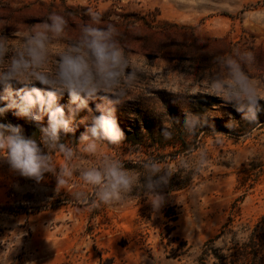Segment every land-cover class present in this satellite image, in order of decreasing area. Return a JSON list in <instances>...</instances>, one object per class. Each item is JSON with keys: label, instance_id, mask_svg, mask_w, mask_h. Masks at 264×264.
<instances>
[{"label": "rangeland", "instance_id": "374dc122", "mask_svg": "<svg viewBox=\"0 0 264 264\" xmlns=\"http://www.w3.org/2000/svg\"><path fill=\"white\" fill-rule=\"evenodd\" d=\"M88 9L116 27L126 54L141 69L130 99L116 106L125 139L105 151L136 176L143 171L139 162L149 158L171 174L154 189L161 194L156 208L136 189L119 202L93 206L94 189L78 175L57 189L52 173L38 183L0 159V264H193L233 213L235 231L264 215V123L248 133L221 131L229 119L237 127L244 123L241 114L206 94L225 58L250 52L256 58L252 78L264 96V0H0V35L19 43L14 24L30 26L50 11L65 15L75 34L88 21ZM45 70H55L54 57ZM148 89L164 113H155L138 95ZM100 102L90 101V107ZM59 103L67 111V94ZM184 109L215 116L189 133ZM86 114H78L75 133L62 134V142L77 145L88 127L80 122ZM164 122L171 127L168 137L161 132ZM0 123L39 136L36 125L14 110L0 116ZM213 128L226 134L222 143L215 142ZM205 151L206 163L196 170L194 161ZM80 162L92 161L82 156ZM78 191L88 194V203L76 198Z\"/></svg>", "mask_w": 264, "mask_h": 264}, {"label": "clouds", "instance_id": "9594fccd", "mask_svg": "<svg viewBox=\"0 0 264 264\" xmlns=\"http://www.w3.org/2000/svg\"><path fill=\"white\" fill-rule=\"evenodd\" d=\"M87 16L88 21L79 24L75 34L69 33L65 15L50 11L30 26L14 24V36L17 38L19 34V43L0 35V116L14 110L15 115L34 123L39 130L38 138L28 137L20 126L0 123V159L19 175L38 183L45 173H52L57 189L64 188L78 175L94 189L93 206L119 202L136 189L144 190L148 202L156 208L161 194L154 189L166 183L171 172L149 158L139 162L143 171L136 176L122 159L105 151V146L118 147L125 139L115 115L116 106L130 99L141 69L126 54L113 24L102 23L100 14L92 9H88ZM57 42L64 44L62 50H54ZM50 57L55 58V70L51 72L45 70ZM255 62V55L250 52L239 58H225L221 74L209 79L206 93L230 104L241 114V120L249 124L257 122L262 111L260 101L264 100L252 78ZM150 91L138 95L149 100L155 113H164L163 104ZM65 94L67 111L59 103ZM97 99L101 102L93 109L90 101ZM85 110L87 114L80 122L87 121L88 127L77 145L62 142V134L75 133L77 116ZM183 112V126L189 133L204 127L215 116L211 111ZM45 117L46 126L42 124ZM238 123L229 119L225 127L233 130ZM170 129L164 122L161 127L164 137L171 135ZM212 132L215 142L222 143L226 134L214 128ZM57 156L63 163L57 162ZM82 156L92 162L81 163ZM206 160L207 152L199 153L194 168L204 167ZM75 195L78 200L89 202L87 193L78 191Z\"/></svg>", "mask_w": 264, "mask_h": 264}, {"label": "trees", "instance_id": "16d2710c", "mask_svg": "<svg viewBox=\"0 0 264 264\" xmlns=\"http://www.w3.org/2000/svg\"><path fill=\"white\" fill-rule=\"evenodd\" d=\"M260 104L262 111L258 114L256 123L249 124L243 121L244 123L239 124L234 130L222 127L221 131L234 134L248 133L260 123H264V101ZM233 222L234 213L219 233L203 244L193 264H264V215L254 226L245 224L238 231L230 228Z\"/></svg>", "mask_w": 264, "mask_h": 264}]
</instances>
